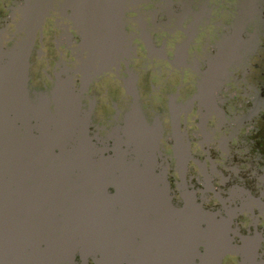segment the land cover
<instances>
[{
	"label": "water",
	"instance_id": "1",
	"mask_svg": "<svg viewBox=\"0 0 264 264\" xmlns=\"http://www.w3.org/2000/svg\"><path fill=\"white\" fill-rule=\"evenodd\" d=\"M251 1L226 39V73ZM79 35L75 61L32 93L42 34H0V264H264V232L256 216L241 225L244 205L207 209L185 177L176 200L164 126L147 118L136 75L129 108L105 132L94 123L82 99L122 60L125 34ZM181 137L173 153L185 176L191 154Z\"/></svg>",
	"mask_w": 264,
	"mask_h": 264
},
{
	"label": "flooded vegetation",
	"instance_id": "2",
	"mask_svg": "<svg viewBox=\"0 0 264 264\" xmlns=\"http://www.w3.org/2000/svg\"><path fill=\"white\" fill-rule=\"evenodd\" d=\"M30 3L36 13L28 33L22 23ZM251 3L227 73L226 39L244 0H0V34H42L31 57L32 93L48 91L62 61H75L79 34H125L122 60L93 82L83 108L93 107L94 123L110 129L133 101L126 86L136 75L147 118L159 116L164 126L176 200L183 178L191 179L207 209L234 199L244 205L241 225L256 216L264 232V0ZM184 132L185 176L173 153ZM230 260L223 264H236Z\"/></svg>",
	"mask_w": 264,
	"mask_h": 264
},
{
	"label": "bare ground",
	"instance_id": "3",
	"mask_svg": "<svg viewBox=\"0 0 264 264\" xmlns=\"http://www.w3.org/2000/svg\"><path fill=\"white\" fill-rule=\"evenodd\" d=\"M30 1V0H29ZM78 7V6H77ZM81 8H82V6H80ZM32 9V10H31ZM34 6L30 3L29 4V7H28V11H27V14H28V16H29V21H28V23H29V26H32V17H34V14L36 13V12H34ZM79 11V10H78ZM80 12V11H79ZM234 54H236V53H234ZM236 56H237V54H236ZM238 57V56H237Z\"/></svg>",
	"mask_w": 264,
	"mask_h": 264
},
{
	"label": "rangeland",
	"instance_id": "4",
	"mask_svg": "<svg viewBox=\"0 0 264 264\" xmlns=\"http://www.w3.org/2000/svg\"><path fill=\"white\" fill-rule=\"evenodd\" d=\"M44 67H45L44 64L39 65V66H38V69H37V67H36V69H37L36 77H38V76H42V74H41V69L44 68ZM111 95H113V96H117L116 92H112Z\"/></svg>",
	"mask_w": 264,
	"mask_h": 264
}]
</instances>
